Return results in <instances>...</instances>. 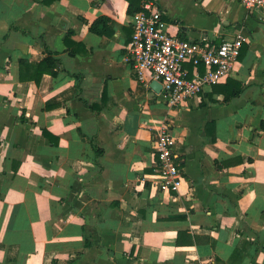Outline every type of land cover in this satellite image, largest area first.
I'll list each match as a JSON object with an SVG mask.
<instances>
[{
	"label": "crops",
	"instance_id": "0c3cea01",
	"mask_svg": "<svg viewBox=\"0 0 264 264\" xmlns=\"http://www.w3.org/2000/svg\"><path fill=\"white\" fill-rule=\"evenodd\" d=\"M149 2L180 38H246L181 108L128 59V0H0V264H264V21L232 0L133 5ZM163 124L178 191L157 184Z\"/></svg>",
	"mask_w": 264,
	"mask_h": 264
},
{
	"label": "built area",
	"instance_id": "2783aa9c",
	"mask_svg": "<svg viewBox=\"0 0 264 264\" xmlns=\"http://www.w3.org/2000/svg\"><path fill=\"white\" fill-rule=\"evenodd\" d=\"M264 21V0H232ZM165 13L156 2L145 3L133 16V34L127 45L128 59L142 82L158 81L163 86L168 106L184 107L199 97L206 87L225 80L241 55L246 38L242 34L220 45L183 39L170 32ZM194 64L192 71L186 68ZM203 65L201 72L199 66ZM155 149L160 160L158 186L163 191H178L180 169L176 164V140L167 124L159 129Z\"/></svg>",
	"mask_w": 264,
	"mask_h": 264
},
{
	"label": "trees",
	"instance_id": "16d2710c",
	"mask_svg": "<svg viewBox=\"0 0 264 264\" xmlns=\"http://www.w3.org/2000/svg\"><path fill=\"white\" fill-rule=\"evenodd\" d=\"M128 1H129V12L131 14H133V16L136 13H138V12H140V11L143 10L142 7L141 8H136L133 5V0H128ZM147 1H150V0H145V2H147ZM92 29L98 31L95 26H93ZM75 53L76 52H71V54H75ZM55 55H52L51 53H49V56L45 59V63H48V65L50 66V68H55L58 65L59 59L56 58V57H54ZM190 68H191V71H192V65L190 66ZM201 70L203 71V66L202 65H201ZM233 84H235V86H232L231 89L229 90V93L226 94V100L227 101L228 100H231V99H233L235 97H238L242 93V91H243V87L241 86V84H238L236 82H233Z\"/></svg>",
	"mask_w": 264,
	"mask_h": 264
},
{
	"label": "water",
	"instance_id": "95a60500",
	"mask_svg": "<svg viewBox=\"0 0 264 264\" xmlns=\"http://www.w3.org/2000/svg\"><path fill=\"white\" fill-rule=\"evenodd\" d=\"M150 87L156 93H161L163 90L162 84L158 81H152Z\"/></svg>",
	"mask_w": 264,
	"mask_h": 264
}]
</instances>
